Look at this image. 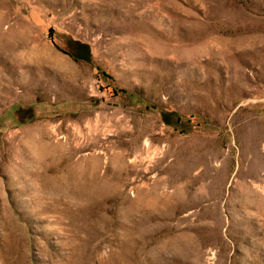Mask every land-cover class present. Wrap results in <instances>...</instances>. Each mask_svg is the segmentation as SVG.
Listing matches in <instances>:
<instances>
[{"label": "rangeland", "instance_id": "obj_1", "mask_svg": "<svg viewBox=\"0 0 264 264\" xmlns=\"http://www.w3.org/2000/svg\"><path fill=\"white\" fill-rule=\"evenodd\" d=\"M0 264H264V0H0Z\"/></svg>", "mask_w": 264, "mask_h": 264}]
</instances>
